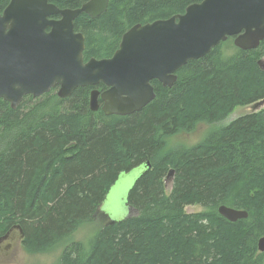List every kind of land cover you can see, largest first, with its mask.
<instances>
[{
    "label": "trees",
    "instance_id": "trees-1",
    "mask_svg": "<svg viewBox=\"0 0 264 264\" xmlns=\"http://www.w3.org/2000/svg\"><path fill=\"white\" fill-rule=\"evenodd\" d=\"M89 0H48L75 10ZM202 0H108L96 18L81 14L84 62L110 58L136 24L183 14ZM232 38L188 61L176 81L151 85L154 99L128 116L89 110L103 85L25 97L16 109L0 100V236L18 225L21 247L47 254L54 264H264V107L214 127L188 148L166 142L197 126H213L237 107L264 100V40L241 51ZM126 198L130 214L111 221L99 212L122 173L147 165ZM173 170L170 189L165 177ZM187 206L203 211L188 214ZM247 213L229 222L217 209ZM86 243L79 228L93 227Z\"/></svg>",
    "mask_w": 264,
    "mask_h": 264
},
{
    "label": "water",
    "instance_id": "water-1",
    "mask_svg": "<svg viewBox=\"0 0 264 264\" xmlns=\"http://www.w3.org/2000/svg\"><path fill=\"white\" fill-rule=\"evenodd\" d=\"M107 4L89 0L78 9L59 10L48 0H11L0 16V100L16 109L28 96L55 90L66 99L78 88L103 85L102 92L91 90L89 110L128 116L154 99L152 81L170 88L176 71L228 38L241 51L255 50L264 40V0H202L183 14L134 25L110 58L84 62L85 39L73 23L81 14L96 18ZM257 66L264 72L263 59ZM262 106L264 100L252 107ZM172 175L170 170L166 182ZM217 212L229 222L247 218L245 211L225 206ZM6 240L0 237V243ZM257 249L264 251V236Z\"/></svg>",
    "mask_w": 264,
    "mask_h": 264
},
{
    "label": "rangeland",
    "instance_id": "rangeland-1",
    "mask_svg": "<svg viewBox=\"0 0 264 264\" xmlns=\"http://www.w3.org/2000/svg\"><path fill=\"white\" fill-rule=\"evenodd\" d=\"M252 106L253 105L235 108L231 114H229L223 121L219 122L216 125L208 126L205 124H200L197 126L196 130L193 133H180L171 138H168L166 142V150L179 147H192L202 141L206 134L210 131V129L214 127L225 126L234 119L244 114L257 112L264 107L262 106L261 108L256 110L253 109ZM143 171L144 168L140 165L126 173L120 174L117 181L109 189L105 200L99 206V212L104 214V216H106V218L111 221H119L128 217L129 213L126 206V198L134 182L142 174ZM171 181L172 176L169 177L166 182L167 191L170 189ZM184 211L188 214H193L199 213L203 211V209L200 206H187L185 207ZM99 222L100 221L97 220L93 227L88 226L87 228H79V230L74 234L75 241L86 243L88 239L93 235V228L100 225ZM6 242L11 245V251L8 254L7 258L6 256L1 257V259L4 261H0V264H54L57 260L58 255H60L61 253V248H57L56 250L47 254H31L22 249L21 243H18V245H12L14 243V237L10 236V238L6 240Z\"/></svg>",
    "mask_w": 264,
    "mask_h": 264
},
{
    "label": "flooded vegetation",
    "instance_id": "flooded-vegetation-1",
    "mask_svg": "<svg viewBox=\"0 0 264 264\" xmlns=\"http://www.w3.org/2000/svg\"><path fill=\"white\" fill-rule=\"evenodd\" d=\"M10 1L11 0H0V16L3 15V12L5 11L6 7L9 5ZM52 18L55 19V20L59 19L58 17H52ZM101 104L102 103L100 102V106H101ZM7 236H8V239L10 238V236L14 237V243L12 245H14V244L18 245V243H21V241H22L23 232H22L21 228L16 229L15 226H13L4 235H2L0 237H7ZM10 251H11V245L8 244L6 241H2L0 243V261H4V260L1 259V257L2 256H6V258H7L8 254L10 253Z\"/></svg>",
    "mask_w": 264,
    "mask_h": 264
},
{
    "label": "bare ground",
    "instance_id": "bare-ground-1",
    "mask_svg": "<svg viewBox=\"0 0 264 264\" xmlns=\"http://www.w3.org/2000/svg\"><path fill=\"white\" fill-rule=\"evenodd\" d=\"M169 171H170V170H169ZM169 171H168V172H169ZM172 171H173V170H172ZM167 174H168V173H167ZM166 176H167V175H166ZM165 179H166V177H165Z\"/></svg>",
    "mask_w": 264,
    "mask_h": 264
}]
</instances>
